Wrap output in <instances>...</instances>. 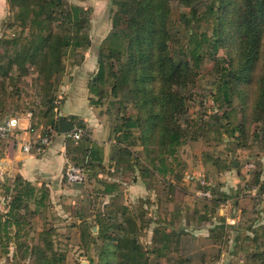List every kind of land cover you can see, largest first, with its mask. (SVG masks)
Masks as SVG:
<instances>
[{
	"label": "trees",
	"instance_id": "1",
	"mask_svg": "<svg viewBox=\"0 0 264 264\" xmlns=\"http://www.w3.org/2000/svg\"><path fill=\"white\" fill-rule=\"evenodd\" d=\"M8 2L15 17L7 26L18 24L21 32L3 38L4 31L0 38V44L5 45V50L0 51V113L6 111L10 95L20 94L19 83L35 67L34 79L46 105L42 112L46 120L31 119L30 129L45 132L50 124L55 134L60 133V117L49 116L56 106L50 102V97L60 89L66 57L74 55L72 64L79 65L85 60L83 51L92 45L90 10L78 4L69 5L64 0ZM194 2L115 0L112 30L103 40L99 70L88 89L93 105L100 103L98 97L106 94L104 87L114 77L127 92L120 99L121 114L111 132L118 147L116 171L120 166L129 172L138 166H143L142 171H149V166L160 177L168 178L173 171L169 158H173L188 139L196 140L202 135L198 132L200 123L183 115L190 99L187 88L195 83L207 60L219 73L212 96L214 103L233 111L235 97L247 102L252 96L251 121L257 122L259 128L263 122L264 133V0H211L203 13ZM174 4L189 10L180 13ZM202 21L212 23L211 34L195 30ZM184 25L185 41L171 45L177 36L175 33ZM26 27L29 28L27 34ZM224 38L228 41L226 47L234 46L235 51L229 50V56H218L219 49L225 46ZM9 86L12 91L8 90ZM224 113L230 115L228 109ZM76 120L71 118L76 127L68 138V158L84 167L88 179L101 182L104 195L110 197L95 216L98 232L88 234L89 237L96 235V240L103 243L98 264H150L153 256H167L174 235L172 228L157 223L149 246L140 242L136 230L144 229L139 223L142 215L136 214L127 202L118 204L126 193L119 182L100 177L105 168L102 149L87 130L84 132L85 124ZM236 129L231 128V133L235 134ZM79 130H83L80 141L73 137ZM140 144L148 154V161L134 149ZM14 189L17 193L9 202L8 211L0 213V239L6 236L21 248L25 245L21 242L22 207H29L32 200L41 205L50 196L44 186L38 190L41 195H37L38 188L21 176L16 177ZM262 192L264 182L258 193L260 203H264ZM153 222L150 218L145 228L150 229ZM12 228H15L14 233ZM44 241V244L26 245L24 256L31 258L32 264H65L66 255L56 251L47 237ZM249 251L248 261L243 264H264V253Z\"/></svg>",
	"mask_w": 264,
	"mask_h": 264
},
{
	"label": "rangeland",
	"instance_id": "2",
	"mask_svg": "<svg viewBox=\"0 0 264 264\" xmlns=\"http://www.w3.org/2000/svg\"><path fill=\"white\" fill-rule=\"evenodd\" d=\"M193 1H195V6L199 7L200 13H203L206 10V5L211 2V0ZM64 2L69 5L78 4L90 10L91 35L95 36L94 40L97 43L92 44L86 51H83L82 56H100L103 37H106L112 30L111 18L113 11L116 9L115 0H64ZM173 6L180 13L189 10L179 4ZM14 17L15 12L12 11L6 22L4 32L6 36H3V38H10L21 32V27L18 24L11 28L7 26V24L14 21ZM105 22L109 24L108 29L99 32L97 26L99 24L104 25ZM211 24L202 21L199 27H195V30L198 32L207 31L211 34ZM26 28L25 34L29 33V28ZM175 34L177 36L171 42L173 46L174 44L180 45L185 41L187 35L185 25L181 26ZM223 43L225 46L219 49L218 56H229L227 53L230 52L229 50L234 53V46L226 47L228 41L225 38ZM2 50H5L3 43L0 44V51ZM74 60L72 54L66 57V71L61 76L62 84L59 91L50 97V102L56 105L53 114L49 115L51 118L65 117L61 114L63 111L62 101L64 100L63 87L66 85V81L68 83L72 82L74 68L84 62L83 60L79 65H73ZM212 66L210 60L205 61V65L195 83L190 84L186 91L190 94V99L187 112L183 115V118L200 123L198 132L202 135L196 140L188 139L178 148L177 154L173 158H169L170 161L168 162H170L173 171L167 179L160 177L152 167L147 166L149 171H142L143 166L141 168L138 166L135 180L141 181L147 188L156 187L158 193L160 190L169 192L176 204L182 201L183 196L186 194L184 188L187 187L189 194L186 195H189L192 198L191 200H198L197 203H200V205L205 204L206 201H226L228 198L237 195H248L249 190H251L256 194L259 207L263 206L264 203H260V197H258L260 185L264 182L263 122H261L259 128L257 122L251 121L252 96L247 102L240 97H235L232 106L233 111H231V108L226 107L229 116L224 113L225 108H219L218 104L214 103L212 96L216 91L219 73L215 71L214 67L212 69ZM98 70L99 60L96 72L87 83L88 86ZM36 76L37 71L33 67L30 74L19 83L20 94L14 95V97L10 95L6 111L0 113V121L10 116L24 118L28 112H32L31 119L36 122L40 120L45 122L46 119L42 117V112L46 110V105H44L39 95L34 79ZM104 88L106 94L98 97L100 103L95 106H98L104 113L106 125L109 124L112 128L121 114L120 99L127 92L118 85L115 77ZM8 90L12 91L13 89L9 86ZM90 98L89 93V100ZM93 98L96 99L97 97ZM72 117L75 116L70 118ZM46 118L48 119V117ZM75 119H77V122L84 124L78 117H75ZM48 126L51 125L48 124ZM233 127H237L235 134L231 133ZM239 127H242V129H239ZM143 147L140 144L134 149L141 154L144 160L148 161V154ZM232 160L239 161V165L234 166ZM104 167L100 175L103 180L114 181L117 179V175L120 177L119 173L116 175V172L111 171V167L107 168L106 165ZM238 172L240 175L237 181L236 175H238ZM121 176L119 178L123 180V183H120L121 190L126 193L132 178L131 175L127 176L125 172L121 173ZM16 177L0 180L1 203H5L4 200L7 196H10L12 200L17 193V190L14 189ZM199 184L202 186L201 189L198 188ZM48 189L50 197L44 203L40 205L32 200L29 202V207H22L21 209L24 214V222L21 225V233L23 234L21 242L23 241L25 245L20 248L4 235L0 239V264H32V259L24 256L23 249L26 245L44 244L45 237L52 242L56 251L66 255L65 264H98L103 243L101 240H96V235L89 237L88 234H90L89 231H93L94 234L98 232V227L95 226V216L110 200L109 196L104 195V185L96 179H88V173L86 172V180L83 183L70 184L65 177L61 188L58 190ZM38 190L42 189L38 188L36 192L40 196ZM205 193L210 195L204 196ZM262 195H264V192H262ZM133 199L131 200L127 194H124V197L118 200V204L128 202L134 208L136 214L142 215V220L139 223L144 225V229L142 232L136 230V235L143 245L149 246L148 242H151L152 239V237L150 238L152 227L150 226V229H148L145 226L149 224L151 218L149 213L152 200L149 194L139 195V197ZM0 213L2 212L0 211ZM11 230L14 233L15 228ZM44 232L47 233L44 234ZM2 233L4 234V232ZM249 241L256 242V246L253 245L254 247H252L253 252L264 253V240L262 245H260V240L249 239ZM249 250L239 251L236 248V254L232 257L233 261L231 263L243 264L244 261H248V256L251 254Z\"/></svg>",
	"mask_w": 264,
	"mask_h": 264
},
{
	"label": "crops",
	"instance_id": "3",
	"mask_svg": "<svg viewBox=\"0 0 264 264\" xmlns=\"http://www.w3.org/2000/svg\"><path fill=\"white\" fill-rule=\"evenodd\" d=\"M10 15L8 0H0V36L5 31ZM108 26L109 24L105 22L104 25L99 24L97 29L101 32L107 30ZM94 37L92 35V44L97 43ZM98 60L99 56H85L84 62L74 68L72 82L66 81L63 87L64 100L61 114L68 120H71V116H75L84 122L83 130L84 132L87 130L89 136L102 149L103 164L107 168L111 167V171L116 172V175L119 173L120 177L123 172L127 176L131 175V183L126 191L131 200L139 195H150L152 202L149 214L154 221L152 229L159 223L174 231L168 255L153 256L151 264H232L236 248L244 251L252 249L253 245L256 246V242L249 239L260 240L262 245L263 206L259 207L256 194L251 190L248 195H237L226 201H206L205 204L200 205L197 203L198 200H191L192 198L186 195L189 194L186 187L184 188L186 194L182 198L184 202L176 204L169 192L160 190L158 193L156 187L147 188L141 181H136L137 168L132 172L124 170L122 166L121 169L115 170L118 147L111 135L112 128L109 124L106 125L105 115L100 108L92 105L89 100L87 83L97 70ZM30 126V119L21 118L19 128L7 138L0 139V180L21 176L37 188L44 186L58 190L65 180L67 165L72 162L67 154L70 134L57 133L44 151L27 153L22 150V144L43 133V129L32 131ZM237 174L238 181L240 174L239 172ZM120 177L117 175L114 181L123 183ZM198 188L201 189L202 186L199 184ZM152 229H150V238L153 235Z\"/></svg>",
	"mask_w": 264,
	"mask_h": 264
},
{
	"label": "built area",
	"instance_id": "4",
	"mask_svg": "<svg viewBox=\"0 0 264 264\" xmlns=\"http://www.w3.org/2000/svg\"><path fill=\"white\" fill-rule=\"evenodd\" d=\"M22 117L18 116H10L0 121V139H5L12 132H14L20 126V120ZM24 118H28L31 120L32 112H28ZM83 130H79L78 132L73 134L74 139L79 140ZM71 136V132L69 133ZM55 136V128L53 126H49L46 128L45 132L39 134L34 139H30L22 144V150L24 152L30 153L32 151L42 152L46 147H48ZM65 177L68 183L70 184H78L83 183L86 180V172L83 166L78 165L74 162H69L65 171ZM210 195L209 193H205L204 196ZM11 198L7 196L5 198V203L0 202V211L5 213L9 209V202Z\"/></svg>",
	"mask_w": 264,
	"mask_h": 264
},
{
	"label": "water",
	"instance_id": "5",
	"mask_svg": "<svg viewBox=\"0 0 264 264\" xmlns=\"http://www.w3.org/2000/svg\"><path fill=\"white\" fill-rule=\"evenodd\" d=\"M59 127H60V131L64 134H69L70 132H72L75 129L74 124L72 123L71 120H68L65 117L60 118L59 120ZM235 166H238L239 163L237 161H235L234 163Z\"/></svg>",
	"mask_w": 264,
	"mask_h": 264
}]
</instances>
